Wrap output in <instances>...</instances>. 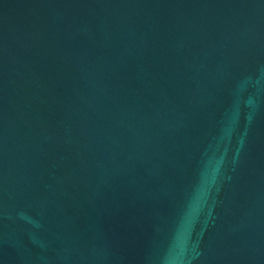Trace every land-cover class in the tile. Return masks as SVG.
<instances>
[{"label": "water", "instance_id": "water-1", "mask_svg": "<svg viewBox=\"0 0 264 264\" xmlns=\"http://www.w3.org/2000/svg\"><path fill=\"white\" fill-rule=\"evenodd\" d=\"M0 264H264V0H0Z\"/></svg>", "mask_w": 264, "mask_h": 264}]
</instances>
